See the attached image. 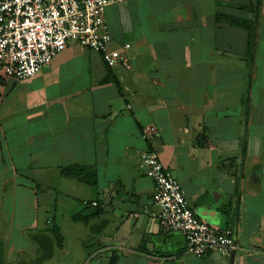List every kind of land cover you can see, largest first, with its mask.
<instances>
[{
    "label": "crops",
    "instance_id": "obj_1",
    "mask_svg": "<svg viewBox=\"0 0 264 264\" xmlns=\"http://www.w3.org/2000/svg\"><path fill=\"white\" fill-rule=\"evenodd\" d=\"M105 22L131 71L76 43L28 80L0 66V257L38 264L39 232L43 264H264V0H118ZM148 151L232 230L231 258L187 253L148 215Z\"/></svg>",
    "mask_w": 264,
    "mask_h": 264
},
{
    "label": "built area",
    "instance_id": "obj_2",
    "mask_svg": "<svg viewBox=\"0 0 264 264\" xmlns=\"http://www.w3.org/2000/svg\"><path fill=\"white\" fill-rule=\"evenodd\" d=\"M117 1L0 0V66L4 74L17 81L31 79L73 43L100 54L111 70L120 67L131 71V59L126 54L131 46L111 49L112 36L105 22L106 10ZM155 133L156 128H146L143 138L151 139ZM138 171L154 184L148 215L160 229L183 236L186 252L191 255L215 253L231 258L236 249L232 230L215 228L197 218L182 186L156 153L143 152ZM83 205L99 207L95 202L85 201Z\"/></svg>",
    "mask_w": 264,
    "mask_h": 264
},
{
    "label": "trees",
    "instance_id": "obj_3",
    "mask_svg": "<svg viewBox=\"0 0 264 264\" xmlns=\"http://www.w3.org/2000/svg\"><path fill=\"white\" fill-rule=\"evenodd\" d=\"M77 171L78 169L73 168L71 170H65L63 174L65 177H71ZM29 239L32 240L34 243H36L37 246L39 247L40 257L37 260L38 264H43L52 258V253L48 252V247L46 245L45 238L42 236V233L39 232L34 234L30 233ZM0 264H5L3 261V256L0 257ZM112 264L115 263L112 262Z\"/></svg>",
    "mask_w": 264,
    "mask_h": 264
},
{
    "label": "water",
    "instance_id": "obj_4",
    "mask_svg": "<svg viewBox=\"0 0 264 264\" xmlns=\"http://www.w3.org/2000/svg\"><path fill=\"white\" fill-rule=\"evenodd\" d=\"M231 264H233V257H232V259H231Z\"/></svg>",
    "mask_w": 264,
    "mask_h": 264
}]
</instances>
